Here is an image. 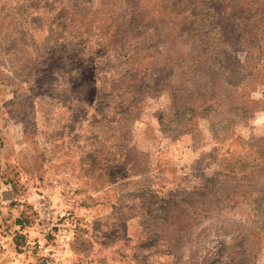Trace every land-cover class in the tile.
Returning a JSON list of instances; mask_svg holds the SVG:
<instances>
[{
    "label": "rangeland",
    "instance_id": "obj_1",
    "mask_svg": "<svg viewBox=\"0 0 264 264\" xmlns=\"http://www.w3.org/2000/svg\"><path fill=\"white\" fill-rule=\"evenodd\" d=\"M138 2L0 0V264H264V24L201 53Z\"/></svg>",
    "mask_w": 264,
    "mask_h": 264
},
{
    "label": "trees",
    "instance_id": "obj_2",
    "mask_svg": "<svg viewBox=\"0 0 264 264\" xmlns=\"http://www.w3.org/2000/svg\"><path fill=\"white\" fill-rule=\"evenodd\" d=\"M137 1V4L135 3ZM133 2L134 4L133 8H130L133 3L129 0V6H127L125 10L126 15H130L127 19H125L124 23L118 24L115 30H118L119 33L122 31H127V34L131 35V33L128 32V26H131L132 24V18L136 10L135 6L139 5L138 0ZM176 3H180L182 6H185V11L178 12L175 10L174 7H171L166 12L159 11V17L160 16H166V21H163L164 23L167 22L168 25L173 28L176 27L178 29V32H176V35L180 37V42L185 45V39L187 42H191L192 44H197L199 48L201 49V53L203 52L204 45L206 44V40L208 41V36L206 34L201 33V29H219V31H216L217 36H222L227 44L230 45L231 42L237 43L239 40V37L241 36V32H245L246 34H249L248 37L245 38V40H249L250 43H254L255 40H257V37L260 36L259 34H255V30L260 28L262 24H264V7H261V9H254L253 5L251 6V0L247 3L246 0H175ZM253 1V0H252ZM255 1V0H254ZM179 4H176V6H180ZM200 5L207 6L208 8L202 7L199 8ZM199 8V9H198ZM258 8V7H257ZM232 19V23L230 24V21ZM127 23V28H126ZM215 27V28H211ZM264 25L262 28L263 29ZM154 38L155 42L159 43V37L162 34V28L159 27V24L154 26ZM158 29V31H157ZM228 30V31H227ZM147 31V28L143 30V34ZM255 35V36H254ZM120 50L125 49V44L120 45ZM253 54V50L249 52V55H247L246 59L248 60L246 63L251 62L248 65H245V69L256 70V63H254L252 60H249L251 55ZM216 56V57H225L229 58L227 56V52L224 51L223 47H219L217 51H214L211 53L210 56ZM259 60L262 59V57H258ZM199 62V61H196ZM216 67L215 63H213ZM264 65V61L260 63ZM213 66L206 67L204 66L205 70L210 73L214 77V73H220L218 69H216ZM221 68V69H220ZM219 69L222 70L223 66H221ZM218 73L216 75H218ZM223 76V75H221ZM216 84V82H214ZM236 85H234L235 87ZM230 87V88H234ZM238 87V86H237ZM205 110H210L212 107L207 105L204 107ZM219 223V222H217ZM15 225L21 230L24 227V222L21 218H18L15 220ZM218 227V225H217ZM21 238L19 235H15L14 237V244L16 248L18 247L17 240ZM213 240L218 242H221V239H225L224 244H222V247L218 249L217 255H214V258L217 261V264H244V262L247 260L249 255H246L244 251L242 252V256H240V253H230L228 254L227 250H224L226 247L227 238L223 235H215V237H212ZM219 248V247H218ZM215 253V251H213ZM247 263V262H246Z\"/></svg>",
    "mask_w": 264,
    "mask_h": 264
}]
</instances>
